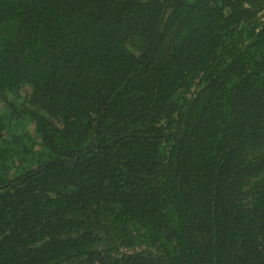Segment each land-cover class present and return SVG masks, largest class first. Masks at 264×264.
<instances>
[{
    "label": "trees",
    "instance_id": "obj_1",
    "mask_svg": "<svg viewBox=\"0 0 264 264\" xmlns=\"http://www.w3.org/2000/svg\"><path fill=\"white\" fill-rule=\"evenodd\" d=\"M0 264H264V0H0Z\"/></svg>",
    "mask_w": 264,
    "mask_h": 264
}]
</instances>
